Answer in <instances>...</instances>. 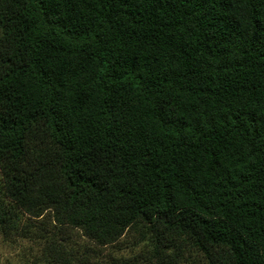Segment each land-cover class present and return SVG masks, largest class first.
I'll return each instance as SVG.
<instances>
[{
    "label": "trees",
    "instance_id": "trees-1",
    "mask_svg": "<svg viewBox=\"0 0 264 264\" xmlns=\"http://www.w3.org/2000/svg\"><path fill=\"white\" fill-rule=\"evenodd\" d=\"M104 248L264 264V0H0V264Z\"/></svg>",
    "mask_w": 264,
    "mask_h": 264
},
{
    "label": "rangeland",
    "instance_id": "rangeland-1",
    "mask_svg": "<svg viewBox=\"0 0 264 264\" xmlns=\"http://www.w3.org/2000/svg\"><path fill=\"white\" fill-rule=\"evenodd\" d=\"M84 239H85V238H84ZM81 242H83V240H82ZM127 242H128V238H126V243H127ZM80 244H81V243H80ZM80 244H79V245H80ZM128 253H129V250H127V249H125V250H122V249H118V250L115 249V250H112V249H110V248H104V249H101V250H100V254H101V256H102V255L104 256V257H102V260H103V262L106 263V264H109V263L111 262L109 255L114 254L115 257H120L122 254L125 255V256H127Z\"/></svg>",
    "mask_w": 264,
    "mask_h": 264
}]
</instances>
